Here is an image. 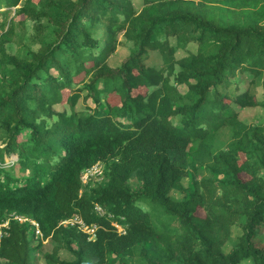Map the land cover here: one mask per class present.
I'll return each instance as SVG.
<instances>
[{
	"label": "trees",
	"instance_id": "1",
	"mask_svg": "<svg viewBox=\"0 0 264 264\" xmlns=\"http://www.w3.org/2000/svg\"><path fill=\"white\" fill-rule=\"evenodd\" d=\"M27 20L38 49L8 55ZM259 87L264 0H0V225L35 220L44 264H264V125L239 117ZM97 164L105 181L83 184ZM75 215L94 239L62 226ZM28 231L0 228V264H32Z\"/></svg>",
	"mask_w": 264,
	"mask_h": 264
},
{
	"label": "rangeland",
	"instance_id": "2",
	"mask_svg": "<svg viewBox=\"0 0 264 264\" xmlns=\"http://www.w3.org/2000/svg\"><path fill=\"white\" fill-rule=\"evenodd\" d=\"M132 4L134 6L135 10H140L142 5H143V0H132ZM13 13V15H15V10L12 9L11 10ZM16 24L19 21V18H15L14 19ZM36 24L34 21L31 20H27L23 25H18L15 29V34L11 39V43L10 45H6L7 47V54L10 56H15V55H21L20 53H22L23 51H25L27 48L32 47L33 50H37L38 46L35 45L36 43L34 42L35 36L37 34V29L35 28ZM49 30H47L44 34H48ZM99 38L103 35L102 31H99ZM120 41H122V43L125 42V39L120 36L119 38ZM22 41V42H21ZM131 45L127 44L126 46H121L118 48L117 52L115 55H113L110 59H109V65L111 66H116L121 64L128 56H129V52L131 49ZM196 46L194 45H190V50L193 52H196ZM178 57L183 56L182 52L177 54ZM237 84L240 87V92L242 93L244 92L249 84V79L247 77V75H238V82ZM235 85L233 84V87L230 88L231 91H233ZM183 92H186V88L185 87H181ZM251 91L254 93L256 99L261 102L264 100V93H263V89L261 87L257 88V89H251ZM235 93V91L233 92ZM85 95V94H84ZM115 103H117L115 101ZM86 107H91L92 109L94 108V104L89 100L87 103H83V101L81 100L78 103L77 106V110H83ZM65 108L57 107L56 110L57 111H62ZM239 117L240 119L247 123V124H259V125H264V108L263 107H259V108H254V109H244V110H240L239 113ZM229 140V134L228 132H223L220 135H218L217 139H216V144L218 146H223L224 144H226ZM16 157H11V158H7L6 159V164H11L15 161ZM103 167V165H102ZM99 170L101 171V166L99 165ZM96 176V175H95ZM95 176H90L87 181L91 178V177H95ZM206 176L205 171L202 169H200L195 177L196 179L199 181L201 180L203 177ZM99 178H96L93 180V182L91 181V186L94 187L98 184H102L105 179H104V175L103 176H96ZM188 180V179H187ZM187 181L184 182V186L187 187ZM89 191V189L87 188V192ZM173 197H175L176 199H182L183 198V194L181 192H173ZM143 206V205H141ZM144 210H147L146 207H143ZM197 216H204V213L201 210L197 211ZM119 231H122V229L119 228ZM234 232H238L237 229H234ZM29 239L31 240V247L32 248H36L35 246L39 243V240H33V238H31V235H29ZM257 239L262 243V245L264 246V228L260 230ZM52 245L48 243V241H46L44 244H42V248L38 249V251H34L31 253V259H32V264H44V256L47 252H51L52 251ZM60 259L62 261H67V262H71L73 261L74 257H72L68 252L61 250L60 251Z\"/></svg>",
	"mask_w": 264,
	"mask_h": 264
},
{
	"label": "clouds",
	"instance_id": "3",
	"mask_svg": "<svg viewBox=\"0 0 264 264\" xmlns=\"http://www.w3.org/2000/svg\"><path fill=\"white\" fill-rule=\"evenodd\" d=\"M97 165H100L101 166V170H102V165L101 164H97ZM96 165V166H97ZM88 170H90V169H88ZM88 170H86V171H88ZM86 171L83 173V176H84V174L86 173ZM83 176H82V183L83 184H87V182L89 181H87L86 183H84L83 182ZM92 178V177H91ZM96 206H99V205H96ZM96 208V207H95ZM96 210V209H95ZM97 212V211H96ZM74 217H79L80 219H82L79 215H75ZM74 217H72V218H70V219H73ZM70 219H67V220H65V221H68V220H70ZM11 220H13V221H18V222H20V223H25L26 225H29V234L30 235H33L34 236V238H35V240H39V243L40 242H42L43 244L46 242V241H44L43 240V235H42V231H41V229H40V226H39V224L35 221V220H33V219H28V218H25V217H22V216H18V215H11L10 216V218L7 220V221H5L4 223H2L1 225H0V228H8L9 227V223H10V221ZM65 221H63V222H65ZM82 221L84 222V220L82 219ZM62 222V223H63ZM61 223V224H62ZM85 223V222H84ZM85 225H86V223H85ZM115 226H118L120 229H122L119 225H117V224H114ZM62 226H69V225H63L62 224ZM71 226V225H70ZM87 226V225H86ZM93 226H96V225H92L91 227L90 226H87V227H89V228H92ZM118 229V228H117ZM37 230H39V234H37ZM123 230V229H122ZM96 231V230H95ZM84 232V231H83ZM118 232H119V229H118ZM86 233V232H85ZM120 233H123V232H120ZM90 240H92V239H94L93 237H92V235L90 234ZM0 237H2V233L0 232ZM34 240V241H35ZM38 243V244H39ZM38 244L35 246V247H37L38 246Z\"/></svg>",
	"mask_w": 264,
	"mask_h": 264
},
{
	"label": "built area",
	"instance_id": "4",
	"mask_svg": "<svg viewBox=\"0 0 264 264\" xmlns=\"http://www.w3.org/2000/svg\"><path fill=\"white\" fill-rule=\"evenodd\" d=\"M102 173V170H99V165L94 166L92 169L86 171V173L83 176V182L86 183L87 179L90 176H100ZM96 211L100 216H104L105 215V211L100 207V206H96ZM63 225H71V226H78V228L88 234H91L93 238H95V230L97 229L96 226H93L92 228H89L85 225V223L82 221V219H80L79 217H74L73 219H70L68 221H65L62 223ZM118 229L119 227L116 226ZM119 232H123L119 231ZM39 230H37V234H39Z\"/></svg>",
	"mask_w": 264,
	"mask_h": 264
}]
</instances>
